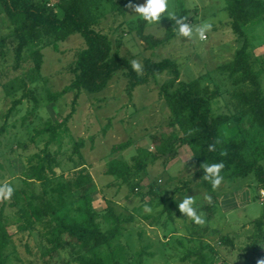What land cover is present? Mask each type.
I'll list each match as a JSON object with an SVG mask.
<instances>
[{
    "label": "rangeland",
    "instance_id": "1",
    "mask_svg": "<svg viewBox=\"0 0 264 264\" xmlns=\"http://www.w3.org/2000/svg\"><path fill=\"white\" fill-rule=\"evenodd\" d=\"M48 2L56 8V0ZM145 2L136 0L134 4ZM121 3L124 1L98 0L95 9L99 19L95 29L108 36L112 55L117 51V42H121L119 55L129 60L138 59L143 66L147 59L175 62L180 70L175 88L179 82L194 80L211 89L218 86L220 96L213 101L215 115L235 118L230 125L223 126L225 137L237 138L247 132L251 134V142H257L258 131L250 127L252 117H242L234 110L230 100L231 81L219 70L235 58L245 42L231 28L232 19L225 9L228 0H169L168 11L176 14L186 10L187 22L193 27L205 21L211 22L213 27L206 41L177 39L173 30L172 39L156 47H150L138 37L141 18L131 8L127 12L128 21H123L122 15L115 11ZM170 20L166 13L160 23H146L144 33L154 39L164 38ZM11 30L0 4V41ZM252 32L255 39L248 40V49L258 70L259 61L264 60V25ZM10 42L7 39L4 46L0 45V183L8 182L15 190L41 193L40 182L30 183L28 188L24 179L31 177L32 166L47 154L54 159L56 170V176L45 182L48 197L52 199L56 194L50 189L59 182L73 180L79 171L90 174L94 182V188L93 184L89 186L90 196L95 198L92 207L98 213L97 223L104 232L117 225L120 228L111 247L104 245L99 249L103 256H111L110 264H194L189 254L201 247L207 249L208 256L214 249L221 253L222 258L215 264H248L245 262L248 254L243 248L253 243L256 228L253 229L252 223L264 217V196H261L264 188L255 184V176L223 181L224 184L213 191L211 185L203 187L196 178L200 169L188 146L178 148L168 169L167 165L163 167V160L152 161L156 147L175 132L161 93L162 86L174 80L172 72L159 74L148 85L130 91L129 80L125 72L120 71L101 92L68 90L55 99V94L70 87L75 79L73 70L78 54L86 48L84 38L74 34L57 43V47L42 46L40 68L36 66L34 52L28 50L21 67L15 69V44ZM19 101L20 105H15ZM65 120V125L58 126ZM48 123L61 134V138L52 143L48 133L36 134ZM113 159L126 161L131 166L141 161L142 166L147 167L141 175L133 173L125 184L107 175ZM191 179L195 182L185 187ZM136 188L139 190L135 191ZM225 191L237 193L236 211H228L229 216L221 218L215 204L214 213L207 215L205 206L213 203L214 193ZM79 195V192L68 194L66 200L76 207ZM188 195L196 198L194 207L205 219L203 226L178 211L179 202ZM207 196H211V202L205 198ZM11 202V199L0 201V226L8 235L4 264H79V250L65 244L66 236L59 248L49 242L50 228L44 222L20 230L26 223L20 219L18 209L10 206ZM169 206H172L171 213L167 210ZM222 236L235 240L233 253H228L229 246L221 245ZM260 237L264 239V235ZM256 239L260 245L258 254L264 258V241ZM112 250L114 254L110 253ZM238 253H242L241 258Z\"/></svg>",
    "mask_w": 264,
    "mask_h": 264
},
{
    "label": "trees",
    "instance_id": "2",
    "mask_svg": "<svg viewBox=\"0 0 264 264\" xmlns=\"http://www.w3.org/2000/svg\"><path fill=\"white\" fill-rule=\"evenodd\" d=\"M123 1L124 3L114 9L125 17L129 9L128 5L134 4L136 0ZM0 4L12 28L11 32L0 41V45L4 46L7 39L11 40L10 44H15V69L21 67L25 51L34 52L36 66L40 68L43 61L40 50L42 46L57 47V43L66 41L74 34H80L84 38L86 48L78 54L73 70L75 79L70 87L55 94V99L62 97L68 90L101 92L120 71L125 72L129 80L128 89L130 91L139 86H146L153 77L170 71L174 80L164 84L161 93L169 108L170 121L175 132L156 147L152 161L163 160L162 164L165 167L176 158L178 148L188 146L191 149L194 163L200 169L196 178L203 187H209L211 184L202 179L204 172L201 165L206 162L208 164L223 162L225 165L221 173L224 177L223 181L254 175L258 185L264 188V91L261 83L264 60L259 61L260 68L257 70L253 63L252 53L248 49L246 32L249 28L264 24V0H228L225 9L232 19L231 28L237 36L244 38L245 42L236 52L235 58L219 68L220 73L227 75L228 80L231 81L233 90L230 93V100L234 110L242 117H252L250 127L258 131L257 142H251V134L247 132L239 134L237 138L227 139L225 137L223 126L230 125L235 118L227 114L215 115L213 101L220 96L218 86L211 89L200 81L194 80L179 82L178 87L175 88L176 81L180 78V70L178 65L170 59L158 62L145 60L144 74L138 76L132 70L130 60L119 55L121 42H117V51L112 55V46L108 36L95 29L99 20L97 10H95L98 7V0H56V8L52 7L48 0H0ZM184 13L187 14V11L184 10L175 15L186 16ZM174 23L171 19L164 38L154 39L152 35L144 33L146 22L141 18L138 37L150 47L164 45L173 37ZM20 103V101L15 102V105H20ZM66 121L58 126L65 125ZM44 133L50 135L51 143L61 138L57 127L49 123L36 131L37 136ZM217 140L220 143L216 145V151L209 152L207 146ZM38 160L37 165L31 168V177H25L24 183L30 188V183L40 182L43 185L42 192L35 193L30 189H20L15 190L11 198L10 206L18 209L20 219L26 223V226H21L20 230L25 231L27 226L44 222L50 228L49 242L55 248H59L62 246L63 237L66 236L65 244L79 250L77 258L79 264H110L111 256H103L99 249L104 245L111 247V243L119 235L120 228L117 225L104 232L97 223L98 213L92 207V201L95 198L90 196L91 188H89L92 184L94 188L92 176L79 171L74 174L73 180L59 182L55 188L50 189L56 194V197L52 199L48 197L49 192L45 188V182L56 176L53 166L54 159L47 154ZM134 166L126 161L113 159L109 163L107 175L116 177L126 184L132 179L133 173L141 175L147 167L142 166L141 161L135 162ZM194 182L195 179H191L184 185L186 187ZM136 190L139 189L136 188ZM77 192L80 195L74 207L66 200V195L72 196ZM215 204H218V196L214 193L213 203L205 206L207 215L214 213ZM167 210L171 213L172 206H169ZM252 226H255L253 229L256 228L254 229L255 235L253 243L243 248V251L248 254L245 262L259 264V261L264 258L258 254L260 245L256 238L262 240L260 236L264 235L262 233L264 217L254 221ZM7 236L5 228L0 226V264H4ZM220 243L223 246H229L228 253H233L235 248L233 238L222 236ZM206 250L201 247L193 251L189 254L190 260L192 259L194 264H215L219 258H222L218 250L214 249L211 256L206 254ZM114 251L110 253L114 254ZM238 255L242 257V253Z\"/></svg>",
    "mask_w": 264,
    "mask_h": 264
},
{
    "label": "clouds",
    "instance_id": "3",
    "mask_svg": "<svg viewBox=\"0 0 264 264\" xmlns=\"http://www.w3.org/2000/svg\"><path fill=\"white\" fill-rule=\"evenodd\" d=\"M132 11L142 18L147 24H158L160 23L162 17L167 16L171 18L174 23V31L176 32L177 39L194 40L198 39L203 42L208 39V33L212 30V23L205 21L195 27L192 23H188V16H176L175 14L168 11L169 0H146L144 4H132L128 5ZM132 70L138 75L142 76L144 74V68L142 63L138 59H132L129 61ZM220 143L219 140L211 143L207 146L209 152L216 151V145ZM226 155V153H223ZM225 165L223 162L203 163L201 168L203 169L204 175L203 180L209 182L212 186L213 191L217 190L224 177L221 175ZM15 189L8 183H0V201L10 200L14 195ZM261 196H264V190H261ZM209 202H211V196L205 197ZM196 198L195 196H186L178 204V211L183 217H187L191 222L196 225L203 226L205 224V219L201 214H198L196 208L194 207ZM259 264H264V260L259 261Z\"/></svg>",
    "mask_w": 264,
    "mask_h": 264
},
{
    "label": "crops",
    "instance_id": "4",
    "mask_svg": "<svg viewBox=\"0 0 264 264\" xmlns=\"http://www.w3.org/2000/svg\"><path fill=\"white\" fill-rule=\"evenodd\" d=\"M129 9L126 11V15H125V17H123V21H128L126 19V17H127V12L129 11ZM262 25H264V24L257 25V26H255L253 28L247 29L246 32L248 34V40L249 39H252V40L255 39V37L252 34L254 32H252V31H255V29L257 27L262 26ZM156 28H158V26ZM252 45H254V44L252 43ZM174 160L175 159H173L172 161H174ZM167 169H168V165H167ZM222 184H224V182ZM255 184L258 185V182L256 181ZM215 194L218 196V212H217V214H218L219 217L223 218L224 216L225 217L229 216V214H227L228 211H233V212L236 211L237 206H238V196H237L236 192L225 191V192H223L221 194H217V193H215Z\"/></svg>",
    "mask_w": 264,
    "mask_h": 264
}]
</instances>
